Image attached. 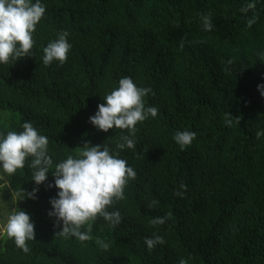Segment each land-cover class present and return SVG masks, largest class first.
<instances>
[{
    "label": "trees",
    "instance_id": "1",
    "mask_svg": "<svg viewBox=\"0 0 264 264\" xmlns=\"http://www.w3.org/2000/svg\"><path fill=\"white\" fill-rule=\"evenodd\" d=\"M247 2L43 0L32 56L0 64V131H21L30 121L48 137L53 166L39 186L31 158L7 177L18 198L38 187L36 199L0 211L2 221L14 210L29 213L35 240L24 252L0 237V264H264V135L257 138L264 131L257 89L264 84V0L240 12ZM203 15L212 30H203ZM61 31L72 45L67 60L45 66L43 47ZM123 76L151 89L145 104L158 113L137 123L134 148L120 150L127 130H98L89 117ZM185 129L196 138L181 150L173 135ZM86 142L119 151L136 177L109 207L121 222L112 227L97 217L82 229L92 239L82 242L57 234L61 225L48 215L57 189L48 185L55 164ZM161 216L165 223H150ZM154 234L165 242L149 250L144 240Z\"/></svg>",
    "mask_w": 264,
    "mask_h": 264
},
{
    "label": "clouds",
    "instance_id": "2",
    "mask_svg": "<svg viewBox=\"0 0 264 264\" xmlns=\"http://www.w3.org/2000/svg\"><path fill=\"white\" fill-rule=\"evenodd\" d=\"M255 4L256 0H249L239 11L247 13L255 8ZM45 11L43 0H0V64L32 56L35 44L33 33ZM201 19L203 30H212L210 15H203ZM256 19L253 15L248 19V24L252 25ZM68 35L67 31H61L56 39L43 47L42 63L45 66L51 65L53 61L64 63L67 60L72 47ZM260 55L261 61H264V53ZM257 89L264 96V84H258ZM150 92V88L137 86L130 76H123L118 81V87L102 96L104 103L98 105L96 112L89 117V122L104 132L109 129L127 130L128 134L121 137L116 149L134 148L137 123L149 116L154 118L158 113L155 106L145 104L144 97ZM226 122L229 125L232 123L231 119ZM21 127V131H0V179L14 175L25 166L26 159L31 158L28 164L32 169L31 180L39 186L47 180L53 166L48 137L39 133L30 121H24ZM261 135H264V131L257 132V138ZM195 138L196 133L187 129L177 130L173 135V140L181 150ZM51 173L54 182L49 183L48 187H55L57 193L49 201L51 208L48 215L61 225L58 235L75 237L83 242L92 239V236L89 230L82 229L85 225L90 229L91 222L97 217H102L112 227L121 222L120 211H109V207L114 201L124 198V188L129 180L135 179L136 172L126 160L120 158L119 151L105 143L93 145L86 142L78 155L68 154L55 164ZM184 187L182 184L181 188ZM37 192L38 187L30 192L23 189L19 199H36ZM166 217H171V213H167ZM166 217H155L150 223L163 224ZM0 237L14 240L18 248L29 252L27 241L35 240V225L30 214L23 209L11 213L6 221L0 223ZM164 242L162 236L155 234L144 240L149 250ZM96 243L103 249L109 247L99 238ZM179 264L188 262L182 258Z\"/></svg>",
    "mask_w": 264,
    "mask_h": 264
},
{
    "label": "rangeland",
    "instance_id": "3",
    "mask_svg": "<svg viewBox=\"0 0 264 264\" xmlns=\"http://www.w3.org/2000/svg\"><path fill=\"white\" fill-rule=\"evenodd\" d=\"M10 202L12 203V206H15V210L22 204L21 200L8 187L7 178L0 179V211L2 212V207L6 208L7 206H10ZM7 217V215L4 217V221H6ZM4 221L0 218V223H3ZM1 250H3V247L0 248V251Z\"/></svg>",
    "mask_w": 264,
    "mask_h": 264
}]
</instances>
